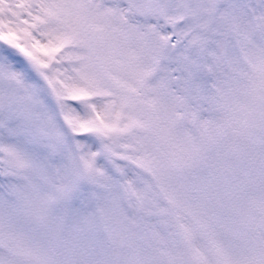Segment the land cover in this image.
Here are the masks:
<instances>
[{
  "label": "snow or ice",
  "instance_id": "snow-or-ice-1",
  "mask_svg": "<svg viewBox=\"0 0 264 264\" xmlns=\"http://www.w3.org/2000/svg\"><path fill=\"white\" fill-rule=\"evenodd\" d=\"M0 264H264V0H0Z\"/></svg>",
  "mask_w": 264,
  "mask_h": 264
}]
</instances>
